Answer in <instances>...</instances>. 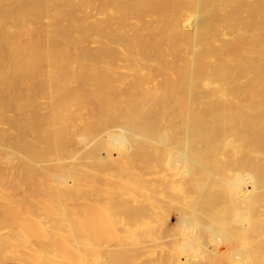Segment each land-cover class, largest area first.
<instances>
[{
	"label": "bare ground",
	"instance_id": "bare-ground-1",
	"mask_svg": "<svg viewBox=\"0 0 264 264\" xmlns=\"http://www.w3.org/2000/svg\"><path fill=\"white\" fill-rule=\"evenodd\" d=\"M0 264H264V0H0Z\"/></svg>",
	"mask_w": 264,
	"mask_h": 264
}]
</instances>
